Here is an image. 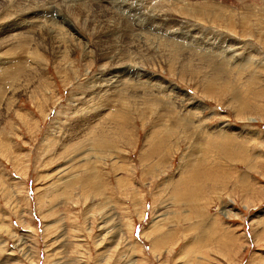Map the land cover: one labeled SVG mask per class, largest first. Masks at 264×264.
Returning <instances> with one entry per match:
<instances>
[{
    "label": "rangeland",
    "instance_id": "1",
    "mask_svg": "<svg viewBox=\"0 0 264 264\" xmlns=\"http://www.w3.org/2000/svg\"><path fill=\"white\" fill-rule=\"evenodd\" d=\"M3 66L0 264H264V0H0Z\"/></svg>",
    "mask_w": 264,
    "mask_h": 264
},
{
    "label": "bare ground",
    "instance_id": "2",
    "mask_svg": "<svg viewBox=\"0 0 264 264\" xmlns=\"http://www.w3.org/2000/svg\"><path fill=\"white\" fill-rule=\"evenodd\" d=\"M84 1H86V0H84ZM55 2H56V0H55ZM113 2H114V1H113ZM113 2H112V3H113ZM119 2H120V1H119ZM53 3H54V2H53ZM81 3H82V2H81ZM95 3H96V2H95ZM129 3H130V2H129ZM123 4H124V3H123ZM64 5H65V4H64ZM67 5H68V4H66V6H67ZM119 5H120V4H119ZM125 6H126V5H125ZM45 7H46V6H45ZM122 7H123V6H122ZM131 7H132V6H131ZM220 7H221V6H220ZM18 8H19V7H18ZM101 8H102V7H101ZM202 8H203V7H202ZM5 9H6V8H5ZM199 9H200V8H199ZM220 9H221V8H220ZM20 10H21V9H20ZM100 11H101V12L98 13V14H96V15H94V17H97V18H98V17L101 16V18H103L104 21H108V22L111 21V23H112V20L114 19V18L112 19V17H116V15H115L114 12H110V11H107V10L105 11V10H103V9H100ZM215 11H217V12H219V13H220V12H223L222 10H219V9H216ZM152 12H153V11H152ZM205 12H207V11H205ZM210 12H211V11H210ZM74 13H75V12H74ZM197 13H198V12H197ZM199 13H200V12H199ZM246 13H247V12H246ZM20 14H22V13H20ZM150 14H151V13H150ZM215 14H216V13H215ZM222 14H223V13H222ZM225 14H226V13H224V15H225ZM36 15H37V14H36ZM226 15H227V14H226ZM107 16H108L110 19L107 18ZM97 18H96V19H97ZM96 19H95V20H96ZM107 19H108V20H107ZM115 19H116V18H115ZM120 19H121V18H120ZM126 19H127V18H126ZM249 19H250V18H249ZM24 20H25V19H24ZM117 20H118V19H117ZM37 21H38V20H37ZM93 21H94V20H93ZM120 21H121V20H120ZM108 22H107V23H108ZM126 22H127V21H126ZM111 23H110V24H111ZM122 23H125V21H123ZM128 23H129V22H128ZM110 24H109V25H110ZM37 25H38V24H37ZM37 25H36V26H37ZM119 25H120V24H119ZM230 25H231V24H230ZM128 26H129V25H128ZM128 26H127V27H128ZM113 27H114V25H113ZM120 27H121V26H120ZM127 27H126V25H125V28H126V29H128ZM139 27H140V26H139ZM108 28H110V26H109ZM122 28H123V27H122ZM118 29H120V28H118ZM128 30H130V29H128ZM51 31H52V30H51ZM130 31H131V30H130ZM52 32H53V31H52ZM141 35H142V34H141ZM218 39H219V38H218ZM8 40H9V39H8ZM195 43H196V42H195ZM105 44H106V43H105ZM54 45H55V44H54ZM134 45H135V44H134ZM17 48H18V47H17ZM101 48H102V47H101ZM191 48H192V47H191ZM228 48H229V47H228ZM104 49H105V48H104ZM145 49H147V48H145ZM146 51H147V50H146ZM182 51H183V50H182ZM8 52H9V51H8ZM148 52H149V51H148ZM211 54H212V53H211ZM179 58H180V57H179ZM117 59H119V58H117ZM117 59H116V60H117ZM185 59H186V58H185ZM207 59H208V58H207ZM181 60H182V59H181ZM18 63H19V62H18ZM119 63H120V61H119ZM193 63H194V62H193ZM224 63H225V62H224ZM184 64H185V63H184ZM211 64H212V63H211ZM122 65H123V64H122ZM129 65H130V64H129ZM10 66H11V65H10ZM17 66H18V65H17ZM24 66H26V65H24ZM12 67H13V66H12ZM22 67H23V66H22ZM5 68H6V66H3L4 71H3V72L0 71V83L6 81V79H4V76L7 74V70H6ZM19 68H21V67L18 66V68H16V69H19ZM219 68L222 69V67H219ZM13 69H14V68H13ZM115 69H117V68H115ZM221 69H220V70H221ZM10 70H11V69H10ZM131 70H132V69H131ZM131 70H130V68H129V70H128V69H124L123 67H122V69H119V68H118L117 70H115L114 73H116V75H114L113 78H115L116 81L121 82V79H123L124 76L131 75V72H132V76L139 74L138 71H136V70L131 71ZM5 71H6V72H5ZM15 71H16V70H15ZM13 72H14V71H13ZM217 72H218V71H217ZM220 73H221V72H220ZM220 73H219V74H220ZM227 73H228V72H227ZM227 73H226L225 75H228V74H229V73H228V74H227ZM221 74H222V73H221ZM139 75H141V74H139ZM139 75H138V76H139ZM142 75H143V74H142ZM138 76H137V77H138ZM121 77H122V78H121ZM129 77H130V76H129ZM134 77H135V76H134ZM119 78H121V79H120V80H117V79H119ZM122 82H123V80H122ZM2 84H3V83H2ZM7 85H8V84H7ZM1 88H2V87H1ZM4 89H5V88H4ZM2 91H3V89L1 90V92H2ZM3 93H4V92H3ZM102 104H103V103H102ZM105 105H106V104H104L103 106H105ZM116 106H117V105H116ZM92 108H93V107H92ZM98 108L100 109V107H98ZM95 109H96V111H97V108H95ZM136 109H137V108H136ZM90 110H91V109H90ZM121 110H122V109H121ZM93 111H94V110H93ZM91 113H93V112H91ZM99 113H100V112H99ZM88 115H89V114H88ZM90 115H91V114H90ZM164 115H165V114H164ZM164 115H163V116H164ZM91 116H93V115H91ZM97 116H99V115H97ZM113 116H114V115H113ZM115 117H116V116H115ZM140 117H141V116H140ZM142 117H143V115H142ZM90 118H91V117H90ZM144 119H145V118H144ZM89 120H90V119H89ZM93 121H94V120H93ZM142 123H143V122H142ZM144 124H145V123H144ZM159 128H160V127H159ZM154 130H157V129L154 128ZM79 131H80V130H79ZM152 132H153V131H152ZM155 133H156V131H155ZM150 135H151V134H150ZM104 138H105V137H104ZM186 138H187V137H186ZM189 140H190V139H189ZM189 140H188V141H189ZM153 141H155V140H153ZM190 141H191V140H190ZM193 156H194V155H193ZM196 160H197V159L193 158V159H192V162H193V163H197L198 161L196 162ZM187 165H188V167H192V163H191V161H190L189 163H186V166H187ZM198 165H199V163H198ZM186 168H187V167H186ZM92 170H93V169H92ZM188 171H189V170H188ZM184 172H185V171H184ZM187 173H188V172H187Z\"/></svg>",
    "mask_w": 264,
    "mask_h": 264
}]
</instances>
